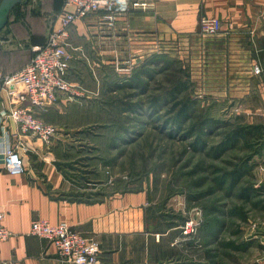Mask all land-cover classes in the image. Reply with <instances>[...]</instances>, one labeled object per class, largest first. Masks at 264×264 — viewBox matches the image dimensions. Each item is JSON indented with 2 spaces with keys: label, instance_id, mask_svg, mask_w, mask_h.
<instances>
[{
  "label": "crops",
  "instance_id": "crops-1",
  "mask_svg": "<svg viewBox=\"0 0 264 264\" xmlns=\"http://www.w3.org/2000/svg\"><path fill=\"white\" fill-rule=\"evenodd\" d=\"M123 2L127 12L117 19L114 28L108 27L99 14L70 27L67 79L77 94L61 97L42 111L40 118L54 111L62 116L67 105L78 106L75 98L89 102L87 94L98 92L99 78L108 73L121 75L116 67L128 68L132 75L151 57L173 52L189 62L192 78L201 80L198 89L208 108H233L245 113L250 124L264 123V0ZM134 2L144 5L135 8ZM63 3L64 0H28L20 5L39 7L46 20L40 25L38 41L27 28L18 35L21 21H15L10 33L0 38L2 73H13L30 61L31 47L43 44L51 27L58 26L56 19L51 22L48 18L54 17ZM200 17L217 19L219 31L214 36H200ZM19 42L28 44V53L22 57ZM255 66L261 68L259 75L253 74ZM13 102L0 86V112L10 109ZM4 126L18 136L12 122ZM58 130L60 134L48 143L20 137L27 150L20 152L23 174L9 175L0 156V212L11 233L7 241L0 243V264H66L60 261L54 246L30 234L31 222L37 219L50 224L66 223L96 242L99 264H177L178 219L187 222L190 213L172 197L164 201L165 205L156 203L158 194L150 185L110 196L88 190L74 167L78 162L65 148L73 145H64L66 138L73 134L75 137L79 130Z\"/></svg>",
  "mask_w": 264,
  "mask_h": 264
},
{
  "label": "rangeland",
  "instance_id": "rangeland-1",
  "mask_svg": "<svg viewBox=\"0 0 264 264\" xmlns=\"http://www.w3.org/2000/svg\"><path fill=\"white\" fill-rule=\"evenodd\" d=\"M38 8L15 7L7 25L0 30V38L10 33L15 21H21L18 35L27 28L34 41L40 40L37 33L46 18ZM48 19L54 22L56 18ZM19 46L21 57L27 55L28 44L19 42ZM171 53H167V57L173 60L175 69L158 73L148 82L146 79L149 84L145 93L112 88L113 79L123 81L131 75L108 73L98 79V92L87 94L89 102L84 103L86 98H75L78 106L67 105L62 109V116L54 111L41 118L58 129L79 130L75 137L73 134L66 138L64 145H73L69 150L65 148L78 162L74 167L81 173L82 185L88 190L110 196L114 192L150 185L153 193L158 194L156 203L162 205L169 197L181 203L183 210L190 213L189 220L194 222L195 229L191 235H184L185 219H178L174 257L177 264H264V211L260 206L254 207L253 200L250 203L238 200V188L229 193L227 188L218 189L214 179L221 171L212 169L230 170L229 162L239 163V158L246 155L251 158L248 165L253 168L243 183L250 182L257 188L263 186L264 190V152L248 155L249 151L237 145L223 150L219 158L208 157V147L222 141L224 130L217 128L219 125L211 126L206 135H201L200 140L208 146L202 150L196 145L195 135L191 136L188 129L199 114L220 123H250L239 110L217 105L208 108L198 89L201 80L192 78L189 62ZM20 59L18 56L17 61ZM177 67L185 71V78L188 75L190 98L195 101V111L180 124L174 123L176 115L170 112L169 105L160 112L150 108L154 97H165L171 86L165 81L166 75ZM133 103H140L142 108H136L133 113L129 107ZM259 125L264 126V123ZM249 176H253V180Z\"/></svg>",
  "mask_w": 264,
  "mask_h": 264
},
{
  "label": "built area",
  "instance_id": "built-area-1",
  "mask_svg": "<svg viewBox=\"0 0 264 264\" xmlns=\"http://www.w3.org/2000/svg\"><path fill=\"white\" fill-rule=\"evenodd\" d=\"M123 0H64L61 10L55 15L58 26L51 27L46 40L41 45L31 47L30 61L17 71L4 74L0 71V86L13 99V106L0 112V156L9 175L25 172L20 152L26 147L20 137L26 136L48 143L58 129L40 118V113L55 105L61 97H73L76 87L67 79L70 55L68 50L69 30L78 20L94 14L102 16L106 25L115 27V22L127 12ZM144 4L134 2L133 7ZM219 21L215 18L200 17V36H214L219 31ZM116 72L130 75V69L115 68ZM261 68L255 66L253 74L259 75ZM12 122L18 136L10 134L5 122ZM15 140V142L13 141ZM4 213L0 212V243L7 241L11 233L4 225ZM194 222L188 220L182 227L184 235L194 232ZM30 234L46 240L54 246L57 256L66 264H99V245L74 231L66 223L50 224L37 219L31 222Z\"/></svg>",
  "mask_w": 264,
  "mask_h": 264
},
{
  "label": "trees",
  "instance_id": "trees-1",
  "mask_svg": "<svg viewBox=\"0 0 264 264\" xmlns=\"http://www.w3.org/2000/svg\"><path fill=\"white\" fill-rule=\"evenodd\" d=\"M173 64V60L165 55L161 57L153 56L145 62L139 71H134L128 79L118 81L112 78L114 84L112 83L113 85L111 84V87L114 89L124 88L139 90V92L145 93L148 89V80H151L152 77L154 78L158 73L168 72V70H172V68L175 69ZM187 77L185 78V71L179 67H177L174 72L166 75L167 79L165 81L169 82L171 86L167 89L165 97L158 96L153 98L150 108L156 109L157 111L159 110L158 112H160L163 107L169 105L170 112L176 115L174 118V123L176 124H180L185 118L190 116L195 111V101L190 98L188 87L189 80ZM129 107L133 113L136 112V108H142L140 103H133V105H129ZM217 125H219V127H217ZM211 126H216L224 131L221 133L222 141L208 147L210 151L208 157L212 156L213 159L219 158L223 150L234 148L237 145H239L242 150L249 151L248 155H262L264 150V126L247 125L243 122L230 124L225 121L224 123H220L218 120H213L210 117L207 119L199 114L188 130L192 132L191 136L195 135L196 145H200L202 150L207 144L200 140V137L201 135H206ZM239 160V163H228L231 168L230 170H220L216 167H212L215 172L221 171L220 175L216 176L214 179L216 180L217 188L221 190L227 188L228 193L238 188V200H241L243 203H248L250 200H253V206H260V209L264 211L263 186L257 188L250 182L243 183L244 178L250 175L253 168L251 165H248L251 158L244 155L240 157ZM249 177L250 180H253V176ZM237 210L239 209L237 208ZM234 211L236 212V207ZM243 219L246 218L244 217Z\"/></svg>",
  "mask_w": 264,
  "mask_h": 264
},
{
  "label": "water",
  "instance_id": "water-1",
  "mask_svg": "<svg viewBox=\"0 0 264 264\" xmlns=\"http://www.w3.org/2000/svg\"><path fill=\"white\" fill-rule=\"evenodd\" d=\"M27 2L28 0H0V30L7 25L13 9Z\"/></svg>",
  "mask_w": 264,
  "mask_h": 264
}]
</instances>
